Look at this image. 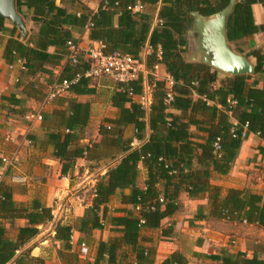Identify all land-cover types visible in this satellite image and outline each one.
I'll use <instances>...</instances> for the list:
<instances>
[{
    "label": "trees",
    "instance_id": "trees-1",
    "mask_svg": "<svg viewBox=\"0 0 264 264\" xmlns=\"http://www.w3.org/2000/svg\"><path fill=\"white\" fill-rule=\"evenodd\" d=\"M74 6L77 0H68ZM97 12L93 13L83 7L84 12H68L58 6L56 0H16L17 13L25 18L24 11L32 12V22L37 27L35 37H30L25 43L9 40L4 52L6 64L11 66L16 60L23 62L26 75L35 77L38 74H51L50 67L59 65L66 53V44L72 40V32H82L88 23L89 38L92 42H99L105 46L106 53L118 52L138 59L139 53L146 42L152 49L147 60L148 67L159 63L166 73L176 82L174 98L169 106L163 104L165 87L163 82L154 83L153 103L150 107L149 141L139 149L132 150L131 141H122L123 129L134 126L135 138L143 139L146 130L145 111L134 103L129 96L141 93V79L127 86H118V92L112 97V104L118 110V117L113 121H106L107 127H100V135L106 136L119 154V163L107 171L95 186L91 207L85 210L79 220L78 232L88 234L93 230H101L106 220V208L110 196L117 190L132 187L137 179L138 164L141 162L147 171L145 190L133 188L130 203L138 210L137 216L132 214L123 217H111L110 225L122 237L109 242H100L93 263L87 264H122L118 262V250L124 246L135 247L138 244L141 229H157L161 222L174 214L177 210L176 200L182 191L192 199L207 195V217L224 220L230 223H246L264 228V193L252 194L246 191L229 190L221 196L220 189L208 183L210 168L220 175H227L236 159L243 140L238 136L242 127L247 124L249 134L258 135L264 140V86L255 89L247 84L249 77L238 76L223 81L219 88H214L216 73H211L204 65L188 64L183 59L187 41L185 34L192 24L191 13L210 16L224 9L229 0H100ZM163 3L159 11L162 25L150 34L148 20L133 13L128 8L135 5H156ZM256 3L264 4V0H236L231 15L227 18L226 38L228 42L238 41L244 37L254 35L257 28L252 19L251 6ZM78 4V3H77ZM80 6V5H79ZM87 9V10H86ZM114 19L116 23L114 24ZM5 20L0 19V33H15L16 29L8 30L4 26ZM74 42V41H73ZM53 47L55 53L49 54L48 48ZM161 52V59L157 61L156 53ZM256 59L255 73L264 77V54L254 52ZM87 66L73 68L68 65L62 74V80H72L78 73H83ZM90 81L81 78L69 88L70 93L76 95L89 94ZM122 89V90H120ZM37 91L31 86L26 93L28 97L36 98ZM197 100H193V96ZM236 101L232 107L227 102ZM6 100V98H5ZM9 104L17 106L20 101L15 97L8 99ZM209 102H217L222 110L216 106H209ZM129 107H126V105ZM85 107L69 102V116L60 114L62 123L70 131L81 128L85 123V116L81 117V109ZM168 109L179 111L181 116L168 112ZM190 112V116L187 113ZM237 120V137H233L228 114ZM200 114L205 120H193V115ZM205 124L208 138L204 144L191 142L189 128L193 125ZM74 137L70 134H52L49 142L53 145L56 158L62 164L61 173L66 174L75 159L85 154L83 149L68 151ZM220 140L221 150L214 154L213 145ZM200 151V154H196ZM196 160L200 170L192 172V162ZM176 173V174H175ZM175 180L177 182H175ZM164 186L163 195L158 190ZM184 185L185 188L183 187ZM163 199V203L159 199ZM201 213V212H200ZM203 218V214H198ZM17 220H25L26 227L19 228L15 239L8 236L6 225L13 226ZM53 220L50 209L43 208L35 202L29 207L17 205L12 199L10 187L0 184V264H44L43 259L31 258L30 250L18 255L39 233L43 225ZM72 227L58 224L55 228L54 240L63 244L65 251L70 250ZM264 249V246H260ZM147 253L136 252V264L145 263ZM213 260L221 264H264V260L254 256L247 259L244 254L232 257L227 254L213 256ZM177 254L171 255L163 264H180ZM124 264V263H123Z\"/></svg>",
    "mask_w": 264,
    "mask_h": 264
},
{
    "label": "crops",
    "instance_id": "crops-1",
    "mask_svg": "<svg viewBox=\"0 0 264 264\" xmlns=\"http://www.w3.org/2000/svg\"><path fill=\"white\" fill-rule=\"evenodd\" d=\"M56 1L58 6L68 12H77V14L84 12L83 7L95 13L101 4L100 0H77L74 6L68 0ZM162 6L161 1L156 5H145L139 13L148 20L150 34L162 25L159 24V11ZM32 12L24 11L26 17L21 16L28 30L27 40L31 36L35 37L37 33V27L32 22ZM251 13L254 25L259 28L258 31L254 35L238 41L227 42L234 53L246 58L255 69L256 59L253 53L264 54V4L252 5ZM115 23L116 19H114ZM4 26L8 30L13 29L7 21ZM18 34L17 30L14 34L10 31L0 33V184L3 183L10 187L12 199L17 205L29 207L35 202L43 208L50 209L53 216L50 223L51 229L46 230V226L50 224L43 225L40 228V233L26 244L18 252V255L30 250V255L43 259L44 264H61L62 262L77 264L81 258L78 255L79 246L81 243H85L88 247V257L84 258L86 262L82 264L93 263L100 242L106 243L122 237V234L114 231L115 227L110 225V218L129 214L137 216L138 210L130 203L131 191L133 188L145 190L147 171L140 162L134 185L122 191L117 190L109 197L108 203L105 205L106 220L101 230H93L88 234L78 232L79 220L84 216L85 210L92 205L98 180L109 169L114 168L122 158L119 151L111 147L106 136H101L99 132L101 126H108L106 121H113L118 117V110L112 104V97L118 92V88L109 80H89L88 89L92 91L91 93L76 95L67 90L49 104L44 105L43 100L49 87L62 82V74L67 68L65 57L62 58L58 66L50 67L51 74L27 76L23 66H20L17 60L12 64L13 68L9 69V65L4 59V52L8 41L17 40ZM186 34L185 39L187 40ZM72 40L78 43L81 50H86L93 43L89 38V30L86 29L82 32L73 31ZM19 41L21 42V38ZM47 52L53 54L55 49L50 47ZM187 52L185 49L182 55L186 63ZM151 54L152 49L146 42L139 56L147 62ZM209 70L211 73H217L212 68ZM163 73L165 70L161 67L159 75L162 76ZM247 77H249L247 84L250 87L263 88L264 77L262 75L254 73ZM231 78L233 77L221 73L216 75L217 82L214 88H219L223 81ZM140 79L141 93L131 96V99L145 111L146 130L143 139L137 140L135 128L130 125L123 129L121 138L122 141H131L132 150L139 149L147 143L152 134L148 121L150 107L153 103L154 83L157 81L145 75ZM31 86L38 93L36 98L26 95ZM12 97L20 101L19 105L9 104L8 99ZM197 99V96L194 95L193 100ZM69 102L85 106L81 109V117L85 116V123L75 131H70L64 124L66 122L62 123L63 118L60 115L63 113L66 117L71 115ZM208 105L216 106L218 110H222L217 102H209ZM126 107L129 105L127 104ZM168 112L181 116L179 111L173 109H168ZM30 115H40L41 121L27 119ZM187 116H190V112L187 113ZM228 117L232 125L237 124V120L231 113L228 114ZM193 120L201 122L205 119L202 115L195 114ZM206 128L208 126L205 124L191 126L189 128L191 142L204 144L208 138ZM57 133L62 137L67 134L74 137L68 151L88 150L82 157L75 159L73 166L66 174L61 173L63 163L55 157V149L49 142V136ZM15 153L18 157L17 164L13 168L5 166L1 161L2 158H11ZM196 154L199 155L200 151H197ZM200 169L201 167L193 159L191 171ZM207 181L210 185L220 189L221 196H225L229 190L262 195L264 193V141L249 134L243 141L229 173L220 175L210 168ZM175 182L177 181L175 180ZM185 186L183 187L185 188ZM157 188L163 195L165 188L162 183ZM176 205V212L165 218L159 228L139 231L138 244L135 247L122 245L118 250V262L136 264L138 250L148 254L143 264H163L173 254L179 256L180 264H221V262L213 260L212 257L221 254L235 257L239 253L244 254L247 259L256 256L258 259L264 260V249L260 248V246H264V238L260 237V235H264V228L207 217V195L192 199L185 191H182L176 200ZM198 214H203L204 217L198 218ZM58 224L72 227L69 251H65L63 244L54 240L55 228ZM26 225L25 220L15 221L12 227L6 225L8 236L10 237V230L15 228V235L10 237L15 239L17 230L26 227ZM243 231L244 236L234 242L235 246H229L228 243L232 235L238 236ZM47 255L50 256L48 261L43 258Z\"/></svg>",
    "mask_w": 264,
    "mask_h": 264
},
{
    "label": "built area",
    "instance_id": "built-area-1",
    "mask_svg": "<svg viewBox=\"0 0 264 264\" xmlns=\"http://www.w3.org/2000/svg\"><path fill=\"white\" fill-rule=\"evenodd\" d=\"M144 6L138 4L128 9L133 13H140L143 10ZM161 25L162 22L160 21ZM93 27L92 23H88L86 30ZM65 66H72L73 68H80L82 65L87 66V69L81 74L78 73L75 75V78L72 80H63L61 83L53 84L49 87L43 104L47 105L52 100H54L61 93L66 92L69 88L75 85L81 78L98 81V80H109L113 84L118 86H127L130 83L138 81L141 77L150 76L155 81L163 82L165 87V96L163 98V104L169 106L174 98V88L176 82L168 73H163L162 76L159 75L161 65L159 63H154L150 68L147 65V62L138 58L135 59L128 55H122L118 52L106 53L105 46L99 42H93L86 50H81L78 46V43L69 41L66 44V53H65ZM157 61L161 59V52L158 50L156 53ZM17 63L20 66H23V62L17 60ZM13 66H9V69H12ZM122 90V89H120ZM129 96H132L129 91ZM230 106L235 107L236 101L229 99L227 102ZM27 119H33L36 121H41L40 115H30ZM237 124L233 125L231 133L233 137H237ZM241 140H245L249 133L247 131V124L242 127L241 133L238 135ZM259 138L258 135H255ZM261 139V138H260ZM264 141L263 139H261ZM30 144V143H29ZM214 154H217L221 150L220 140L217 139L213 145ZM5 166L13 168L17 162V154H13L11 158H2L1 160ZM160 203H163V199H159ZM72 238V237H71ZM80 257L86 258L88 256V248L85 243H81L79 246Z\"/></svg>",
    "mask_w": 264,
    "mask_h": 264
},
{
    "label": "water",
    "instance_id": "water-1",
    "mask_svg": "<svg viewBox=\"0 0 264 264\" xmlns=\"http://www.w3.org/2000/svg\"><path fill=\"white\" fill-rule=\"evenodd\" d=\"M236 0H229L221 11L210 16L192 13L191 29L187 32L186 61L190 64L205 65L214 69L216 75L228 77L251 76L255 73L249 61L234 53L227 42L226 23L231 15ZM0 19L11 24L25 42L28 30L23 18L17 13L16 0H0Z\"/></svg>",
    "mask_w": 264,
    "mask_h": 264
},
{
    "label": "rangeland",
    "instance_id": "rangeland-1",
    "mask_svg": "<svg viewBox=\"0 0 264 264\" xmlns=\"http://www.w3.org/2000/svg\"><path fill=\"white\" fill-rule=\"evenodd\" d=\"M51 229V224L50 225H47L46 226V230L48 231V230H50ZM15 228H13V229H11L10 230V232H9V234H10V237H13L14 235H15ZM45 232V231H44ZM244 236V231L242 232V234H240V235H238V236H236V235H232V238L229 240V243H228V245L229 246H232V247H234L235 246V243L234 242H236L237 241V239H240L241 237H243ZM260 237L263 239L264 238V235H260ZM264 240V239H263ZM263 243H264V241H263ZM86 245V244H85ZM87 247V246H86ZM88 248V247H87ZM79 251V250H78ZM78 255L80 256V253H78ZM31 258H34V257H32V254L31 255H29ZM88 257V256H87ZM86 257V258H87ZM45 260H49V258H50V256L49 255H47V256H45V257H43ZM82 258V257H81ZM80 258V260H79V263H77V264H82L83 262H86V259L84 260V258L83 259H81ZM67 260L69 261V259L67 258ZM63 261V260H62ZM50 262V261H49ZM50 263H52V262H50ZM61 264H65V262H62ZM70 264V263H69ZM76 264V263H75Z\"/></svg>",
    "mask_w": 264,
    "mask_h": 264
}]
</instances>
